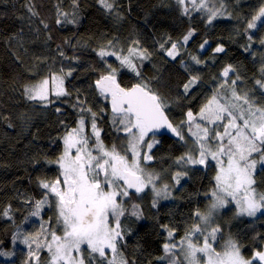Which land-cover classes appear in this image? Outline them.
Here are the masks:
<instances>
[{
	"label": "snow or ice",
	"instance_id": "1",
	"mask_svg": "<svg viewBox=\"0 0 264 264\" xmlns=\"http://www.w3.org/2000/svg\"><path fill=\"white\" fill-rule=\"evenodd\" d=\"M227 2L176 0L182 15L203 13L208 25L217 18L230 17ZM97 3L106 13H115L117 19L121 18L116 12V0H97ZM71 4L72 11L57 7V26L78 23V0H71ZM27 11L31 17H39L31 0H28ZM40 23L44 29H49L43 19ZM260 28H264V0L246 21L244 35L248 43L243 46L245 52L253 54L251 49L257 42L264 47V37L257 41L253 31ZM194 35L195 30L190 29L179 40H165L160 43V50L175 61ZM64 44L69 41L65 40ZM208 44L205 39L199 45L200 50L204 51ZM56 51L63 60L70 62L67 71L63 65L58 70L50 69L43 78L25 85L23 95L45 109L55 105L59 114L63 111L59 106L65 102L63 98L72 96L66 81L76 71L71 64L79 57L68 56L60 45ZM93 51L101 62L100 67L91 69L99 73L94 88L106 106L96 111L89 106L87 98L81 99L77 92L75 103L70 104L77 112L75 126L59 121L63 132L53 143L58 141L61 150L54 159L45 158L46 164L58 169V175L54 179L38 177L39 197L23 199L24 205L31 208V217L39 218L44 207H54L55 223L49 218L42 221L39 231L17 230L12 235L13 244L19 242L28 249L23 264H129L120 247L128 234L122 218L131 216L139 220L142 213L138 203H132L129 208L128 202L134 194L144 193L149 187L157 199L172 198V186L161 185L159 173L150 170L148 165L155 159L153 149L161 143L158 133H170L179 142L187 143L185 129L192 137L193 146L175 160L179 168L172 176L174 184L179 185L189 175V166L207 167L209 161H215L216 174L212 191L206 193L210 200L207 211L194 213L195 220L182 238L176 240V230L169 225L161 226L167 233L162 247L170 257V264H264V247L254 244L250 256L246 257L242 245L231 236L219 249L215 246L218 239H224L223 226L215 220L222 209L234 205L231 210L236 216L264 214V193L255 187L257 168L264 167V104L239 87L242 81L239 70L232 64L224 66L215 91L199 112L188 109L177 124L169 116L168 98L143 76L141 68L151 59V53L139 41L133 40L124 50L118 49L115 40H108ZM225 52V47L218 44L213 50V59ZM108 57H114L118 64L109 63ZM190 58L196 65L204 63L197 55ZM37 59L42 64L47 63L43 58ZM181 65L185 71H192L183 60ZM122 70L136 77L130 87L122 85L118 79ZM259 72L261 76L255 79V86L264 92V62ZM199 80V75H191L183 83V97L192 95ZM109 108L111 130L126 141L124 146L105 144L100 122L108 116ZM156 206L154 199L152 207ZM0 216L11 220V206L0 210ZM258 239L264 240V236ZM44 251L48 254L46 261L41 255ZM12 256V252L0 250V257L11 259ZM172 256L176 258L171 259Z\"/></svg>",
	"mask_w": 264,
	"mask_h": 264
},
{
	"label": "trees",
	"instance_id": "2",
	"mask_svg": "<svg viewBox=\"0 0 264 264\" xmlns=\"http://www.w3.org/2000/svg\"><path fill=\"white\" fill-rule=\"evenodd\" d=\"M31 2L39 17H31L28 13V0H0V210L8 206L12 208L11 220L0 216V250L13 253L11 259L0 257V264H23L27 247L11 242L17 230L39 231L42 221L49 218H53L55 223L54 207L46 206L39 218L31 217V208L24 205L23 199L39 197L38 177L54 179L58 175V169L46 164L45 158L54 159L61 150L58 141L53 143L63 132L59 121L75 126L77 112L70 104L75 103L77 92L81 99L87 98L89 106L96 111L106 106L94 88L99 73L91 69L100 67L101 62L93 50L108 40H115L118 49L126 50L133 40L147 49L144 0H116V12L120 19L115 13H106L97 0H78V23L63 26L55 23L57 7L72 11L71 0ZM41 19L49 24V29L43 28ZM14 36L16 38L12 39ZM65 40L69 44H64ZM57 45L68 56L79 57L71 64L76 71L66 81L72 96L63 98L65 102L59 105L63 111L59 114L55 105L45 109L37 102L26 100L23 95L25 85L43 78L50 69L69 66L70 62L58 55ZM37 58H43L47 63L42 64ZM107 61L118 64L113 58ZM141 71L148 80L147 61ZM118 79L122 85L129 87L136 82V77L126 70L120 72ZM110 115L109 108L108 116L100 122L105 131L104 140L110 147L120 145V141L122 145V139L110 128ZM9 124L12 126L9 127ZM148 167L152 170V163ZM153 200L152 193L147 191L134 194L128 202L129 208L132 203H138L142 213L139 220L131 216L122 218L128 234L120 247L123 258L129 264H157ZM41 255L45 261L48 259L46 251Z\"/></svg>",
	"mask_w": 264,
	"mask_h": 264
},
{
	"label": "rangeland",
	"instance_id": "3",
	"mask_svg": "<svg viewBox=\"0 0 264 264\" xmlns=\"http://www.w3.org/2000/svg\"><path fill=\"white\" fill-rule=\"evenodd\" d=\"M109 58H113L114 60H115V58L114 57H108L107 59H109ZM117 62V61H116ZM68 68V67H67ZM67 68H65V71H67ZM109 125H110V123H109ZM110 128H111V125H110ZM105 132V131H104ZM121 139H122V145H121V141H120V146H124L125 144H126V141L121 137ZM105 141V144L106 145H108L107 144V142H106V140H104ZM109 146V145H108ZM110 147V146H109ZM152 163V162H151ZM147 191L148 192H151L152 193V195H153V192L151 191V188L149 187V188H147V189H145V193H147ZM142 194V193H141Z\"/></svg>",
	"mask_w": 264,
	"mask_h": 264
}]
</instances>
